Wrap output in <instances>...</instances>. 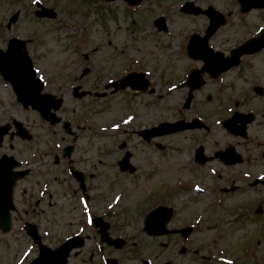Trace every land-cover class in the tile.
I'll use <instances>...</instances> for the list:
<instances>
[{"label":"rangeland","instance_id":"rangeland-1","mask_svg":"<svg viewBox=\"0 0 264 264\" xmlns=\"http://www.w3.org/2000/svg\"><path fill=\"white\" fill-rule=\"evenodd\" d=\"M184 1L145 0L131 7L123 0H0V47L6 49L12 36L29 39L27 50L45 82L44 91L64 97L60 115L76 131L68 134L61 124L52 126L34 109H25L0 74V124L18 119L34 136L7 138L0 153L36 164L16 187L18 210L12 231L0 234V264H17L36 254L25 220L38 224L50 246L84 234L86 245L71 264H105L109 255L120 264H143V259L151 264H228L234 259L235 264H264V187L227 180L229 172L249 183L264 178V95L254 92L255 85L264 87V49L243 56L218 78L206 74L191 107L183 108L189 89L179 84L201 66L187 56L186 43L192 32L202 33L208 24L204 14L181 12ZM37 2L50 8V15L40 16ZM196 2L204 8L213 4L226 15V25L210 41L226 53L264 26V9L244 13L236 0ZM132 70L145 71L155 92L127 88L94 95L105 93L107 82ZM77 84L94 93L75 97L72 87ZM231 108L258 113L248 137L238 144L239 138L219 123ZM196 116L210 125L209 132L187 130L150 142L136 132ZM67 144L73 145L74 165L86 174L88 199L67 174V160L60 154ZM200 144L210 155L233 144L244 160L232 167L219 159L201 166L194 161ZM127 154L130 168L124 166ZM231 187L236 190L227 193ZM160 204L174 208L168 227L195 224L198 232L188 240L149 235L143 221ZM90 213L103 215L112 236L128 244L115 249L101 243L96 230L87 226ZM251 244L259 263L246 254Z\"/></svg>","mask_w":264,"mask_h":264},{"label":"water","instance_id":"water-1","mask_svg":"<svg viewBox=\"0 0 264 264\" xmlns=\"http://www.w3.org/2000/svg\"><path fill=\"white\" fill-rule=\"evenodd\" d=\"M113 1V0H107ZM131 5L138 4L141 0H126ZM241 3V9L247 11L252 7L264 6V0H239ZM182 11L189 13H200V7H193V2L186 3L182 7ZM211 18V24L206 30V34L201 37L199 35H192L188 44V53L195 59H202L204 65L201 69H195L191 72L187 85L190 86L191 91L186 102V107L190 105L193 97V90L200 88L204 79L202 74L207 71L213 77H217L220 72L230 68L237 64L242 54L256 52L264 47V30L261 32V36L247 40L241 46L232 50L231 55L224 57L221 52H215L208 45L209 38L215 33L218 27L223 23L221 13L217 12L213 7H209L204 10ZM51 11L47 8L39 11L38 14L41 16L50 15ZM17 14L11 20L15 21ZM10 24V23H9ZM10 26V25H9ZM27 41L16 37H13L9 41L7 50L0 49V72L13 86V89L18 97V101L23 104L25 108H32L38 110L41 115L50 121L52 124H56L61 120V117L57 116L56 111L59 110L63 104V98H57L52 93H42L45 83L40 77H37V71L34 68L33 61L27 51ZM149 85V81L143 72L129 73L120 80L112 81L107 87H114L117 91L124 89L127 86H131L133 89L145 90ZM81 86H77L74 89L79 90ZM76 96L82 97L87 94L86 91L75 93ZM105 94V93H103ZM246 121L242 122L240 130L237 133L245 134ZM15 125L18 128L17 134L23 139H30L32 136L28 133V130L23 126V123L15 120ZM232 122L230 120L225 122V125L230 129ZM70 122L66 121L64 127L69 131ZM204 124L195 119L194 121L187 123L184 120H179L174 123L165 122L157 127L140 131L147 140L152 137L170 134L178 132L187 128L202 127ZM235 125L233 126V128ZM10 128L9 124L0 126V143L3 141L4 135L8 133ZM233 149V148H232ZM72 150L71 146L66 148V155H70ZM218 156V153L216 154ZM129 157V156H128ZM201 163L211 159V157L203 156V147L197 150L196 156ZM228 162H241V157H237L234 161ZM20 165L19 162L11 156H3L0 159V229L8 231L11 228L12 220L10 210L14 208L13 205V185L18 178V172L13 171V167ZM25 172H21L20 177ZM75 175L81 180L83 184V175L81 172H75ZM258 181H255V184ZM264 183V181H263ZM172 209L166 207H159L152 211L148 216L145 226L146 230L150 234L159 235L172 232L166 229L165 225L171 218ZM95 225L100 227L99 232L101 233L102 241L108 244H115L117 247L123 246L125 241L120 238L112 239L107 231L109 225L102 222V218L98 217L94 220ZM186 234L189 233V229L184 230ZM29 233L36 239L40 237L37 235L35 224H29ZM83 244V238H71L61 247L56 250H50L44 247L41 256L35 260L36 264H65L66 256L70 249L78 247ZM109 264H117L115 259H110Z\"/></svg>","mask_w":264,"mask_h":264},{"label":"flooded vegetation","instance_id":"flooded-vegetation-1","mask_svg":"<svg viewBox=\"0 0 264 264\" xmlns=\"http://www.w3.org/2000/svg\"><path fill=\"white\" fill-rule=\"evenodd\" d=\"M92 91V90H91ZM256 115H258L257 113H255ZM235 139L236 138H239V137H234ZM241 138H239V140L237 141V144L238 143H240V142H242L241 140H240ZM1 147L2 146H0V150H1ZM220 161V163L221 164H224L221 160H219ZM226 165V164H225ZM71 165L69 164V161H68V166H67V168L68 167H70ZM226 166H229V167H232L233 165H226ZM67 168H66V171H67ZM32 173V172H31ZM220 177H221V175L220 174H218ZM227 177H228V179L227 180H242V181H240L241 183H243V182H245V186H247L248 184H250L249 183V181H248V179L247 178H245L244 180H243V178L240 176V174H237V173H232V172H229L228 174H227ZM234 190H236V189H234ZM234 190H229V191H226L227 193H230L231 191H234ZM30 210H34L33 208H29V206H27V208H26V213H29L30 212ZM199 227H201V226H199ZM194 233V232H193ZM181 236L180 234H176V236ZM80 254V252H77V253H74L73 255H71V257H70V260H69V264H70V261L72 260V256H78ZM22 264V263H21Z\"/></svg>","mask_w":264,"mask_h":264}]
</instances>
